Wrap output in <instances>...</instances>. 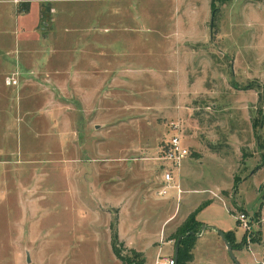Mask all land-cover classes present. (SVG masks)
Listing matches in <instances>:
<instances>
[{"label":"rangeland","instance_id":"1","mask_svg":"<svg viewBox=\"0 0 264 264\" xmlns=\"http://www.w3.org/2000/svg\"><path fill=\"white\" fill-rule=\"evenodd\" d=\"M26 1L0 0V264L144 260L118 238V203L103 191L143 180L137 164H158L172 120L190 151L187 182L226 203L198 218L242 238L239 264L264 262V216L251 212L252 232L235 219L252 189L254 202L264 195V0ZM135 14L146 29L123 24ZM104 29L116 56L100 55ZM203 195L183 191L178 205ZM210 231L192 264H235Z\"/></svg>","mask_w":264,"mask_h":264},{"label":"crops","instance_id":"2","mask_svg":"<svg viewBox=\"0 0 264 264\" xmlns=\"http://www.w3.org/2000/svg\"><path fill=\"white\" fill-rule=\"evenodd\" d=\"M120 1H126V0H120ZM127 1H137V0H127ZM26 2H27L26 0H23L22 2L18 3V5L22 3H26ZM206 3L207 1H204V5ZM24 11L25 12L29 11V7L27 4L24 6ZM103 21H104V24H107L109 26L110 16L105 18ZM115 22L121 23L120 21H114V24ZM183 22H184V19L182 18V20L179 21L178 23L180 25L181 30H183V27L181 26V23ZM127 23L137 25V28H139V30L140 29L143 30L147 28L146 26H144V22L141 20L140 16L137 14L133 15L132 19L129 22L128 20L123 21V24H127ZM43 24L46 26L48 23L46 21ZM119 30H121V28ZM115 33H119L118 29H115ZM104 34L106 35V37H104V40L106 42L104 41L103 43V48H102L100 55L105 56L104 50L106 49H109L112 51L110 52V55H115V56L118 55L120 52L118 53V50L116 48L118 47L120 43L118 45L113 44V46H116L113 49L110 46V43L108 42L111 39L110 33H108V30H106ZM179 34L181 35V39L179 37L178 40L179 39L182 40L183 39L182 32ZM125 40L124 42L126 43ZM121 53L124 54L125 51ZM111 73H109L108 79L106 78V75H105L106 73H102V76L105 79V81L107 80L106 82H109V81L111 82V80H116L115 77L113 79L110 78L112 77ZM89 79L90 78L88 75L83 77L82 79L83 82H85V84H83L82 86L85 89H87V93L89 92L88 89L91 87V83H92V81ZM79 95L82 96L84 94L80 92ZM188 157L189 155L186 158ZM188 165L189 164H187V166ZM137 168H138L137 172L141 171V174L143 175L142 181H138L139 179L137 177L134 179V186L131 189L124 187V189L118 191V193L111 192L110 188L108 186H105L103 194H104L105 201L106 200L110 202L116 201L115 204L118 203L117 204L118 218H117V223H116V230H117L116 232H117L118 238L122 241H125L128 244L130 243L135 249H137V251H139L142 254V256H144V264H154L157 255L158 254L162 255L161 245H167V246L172 247L173 252L169 256H172L174 259L173 254H174L175 244L173 242L176 239L175 237L180 227L183 225V223L187 219V217L191 213L195 212L196 210H197V213L195 216L196 224L194 228L197 229L198 227L200 229V233L196 234L194 247L197 241L205 235L206 230L208 229L211 230L210 232H213L217 237L219 236L215 230V229H218L217 228L218 226L210 221L205 222V221L200 220L198 218V212L201 211L203 207L209 206L214 201L221 200L220 202H222L224 206H226V203L222 200V198L218 195V193L217 195L219 196V198L215 199L216 197L213 198L209 195L211 193L207 191V188L195 189L196 187L191 186V183L187 182L189 180V175L187 174L186 169L183 167V163L181 166L180 177H179L183 191H189V192H195V193L199 192L200 194L205 193V195L196 197L195 199L193 197L185 198L184 202H185L186 208H182L181 207L182 205H180V203L178 205V201L176 198L177 193L175 192V190H170L168 195L165 197H158L156 195V192L159 186L161 185V180H162L161 163L159 161H158V164L156 162L154 165H149L148 163L141 162L140 164L139 163L137 164ZM151 170H154L155 173L152 172ZM256 171L257 170L255 169L249 175L251 176L250 180L252 178V182L253 180L254 182H256V177L258 175ZM104 184L106 183L104 182ZM149 185L155 188L151 190L149 187H147ZM185 185H189L188 188H186ZM210 187H213L219 190L224 189V187H220L218 185H215V186L213 185ZM239 188L240 187H238V189ZM245 190H248V189H245ZM251 191L254 192V198H253L254 200L257 193L253 189ZM105 193H110V194L109 196H107L105 195ZM181 194L179 196L180 202L183 200ZM239 195H241L242 197V194H239ZM253 200L249 204H247L246 202V204L248 205L247 208L243 206V208L247 210L245 211L250 213L252 216L253 214L251 212H257L258 215L260 214V216H264V195L257 202H254ZM229 205L230 207H232L231 203ZM202 225H212L213 228H205V230L203 231L201 229ZM261 229L263 230L262 240H264V228L262 227ZM222 231L224 232V234L227 233V231H224V230ZM213 233H209V234H213ZM213 236L214 235H210V237H213ZM241 237H242V233H241ZM213 238H216V237H213ZM241 239L237 241L236 238L233 236L234 248L233 247L232 248H233L234 255L236 251L241 250L243 248V247L236 245ZM156 246H157V249L155 248ZM249 246L251 247V245ZM194 247L192 249V260L190 261L189 264H192L195 258L194 253H193ZM148 248L155 249V252L153 251L151 252V254L148 255V250H147ZM254 254L256 256L255 258V263H256V260H258V255L257 253H254ZM174 264H176V262Z\"/></svg>","mask_w":264,"mask_h":264},{"label":"built area","instance_id":"3","mask_svg":"<svg viewBox=\"0 0 264 264\" xmlns=\"http://www.w3.org/2000/svg\"><path fill=\"white\" fill-rule=\"evenodd\" d=\"M23 0H13L14 3H20ZM15 80L8 78L6 83L8 85L15 84ZM181 125L179 120H172L168 124L167 138L164 140L163 145L159 151V156L156 157L157 161L161 163L162 180L156 195L158 197H165L168 195L170 190H175L177 193V201L179 196L183 192L181 183L179 180L180 170L183 161L189 155L190 151L183 143L181 136ZM213 197L219 198V196L213 191L209 190ZM238 225L243 231L252 232L254 221L252 215L246 211H241L235 216ZM261 227L264 228V217L259 219ZM200 233V232H199ZM198 233V234H199ZM174 259L162 257L160 254L157 255L154 264H173ZM256 264H264L256 260Z\"/></svg>","mask_w":264,"mask_h":264},{"label":"trees","instance_id":"4","mask_svg":"<svg viewBox=\"0 0 264 264\" xmlns=\"http://www.w3.org/2000/svg\"><path fill=\"white\" fill-rule=\"evenodd\" d=\"M196 213L197 210L191 213L187 217L183 225L180 227L178 234L176 236V240L178 237L181 236V240L178 246V255H177L176 264H188V262L192 260V249L194 247L196 234H197L196 231L194 230V226L196 224L195 221ZM225 237L232 244V247L234 248L233 232L231 231L227 232L225 234ZM112 238L114 241L116 239V235L114 234ZM136 264H144V260L141 259L140 261H136Z\"/></svg>","mask_w":264,"mask_h":264},{"label":"water","instance_id":"5","mask_svg":"<svg viewBox=\"0 0 264 264\" xmlns=\"http://www.w3.org/2000/svg\"><path fill=\"white\" fill-rule=\"evenodd\" d=\"M205 228H213V227H212V225H202L201 226L202 230ZM215 230L218 233V235L220 236V238L222 239L223 243L225 244L227 251H228L230 257L232 258V260L235 262V264H239L238 260L236 259L235 255L233 253L232 244L226 239L224 232L219 230V229H215ZM180 240H181V236L177 238L176 243H175V247H174V261L175 262L177 260L178 246H179Z\"/></svg>","mask_w":264,"mask_h":264}]
</instances>
